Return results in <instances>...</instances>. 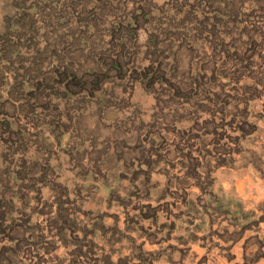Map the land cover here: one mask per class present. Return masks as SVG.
Returning <instances> with one entry per match:
<instances>
[{"label": "rangeland", "instance_id": "obj_1", "mask_svg": "<svg viewBox=\"0 0 264 264\" xmlns=\"http://www.w3.org/2000/svg\"><path fill=\"white\" fill-rule=\"evenodd\" d=\"M0 200V264H264V0H0Z\"/></svg>", "mask_w": 264, "mask_h": 264}, {"label": "trees", "instance_id": "obj_2", "mask_svg": "<svg viewBox=\"0 0 264 264\" xmlns=\"http://www.w3.org/2000/svg\"><path fill=\"white\" fill-rule=\"evenodd\" d=\"M37 55H38V51H34V55H32V61H35L36 60V62H37V60H38L37 59V57H38ZM69 67L70 66L68 65V69H69ZM31 70L33 71V73L31 72ZM35 71H37V72H35ZM70 72L72 73L73 76H76L75 75V72H73L72 69L70 70ZM38 75H39L38 74V69H35V66H32V68L30 70L28 69L27 72H26V74H23V76L26 78L25 81H28L31 84L36 83L33 80L37 79ZM37 82H38V80H37ZM38 85H40L41 88H36L35 90H38V92L40 93L39 97L42 98L44 96V92H43V90H41L42 87L44 86L45 88H51V83L50 82H47L45 80L44 82H41ZM38 85H37V87H38ZM35 90H33L32 92H37ZM6 186H7L6 188H8V185H6ZM7 193H8V189L7 190L5 189V191L3 192V195L1 196L2 197V200H3V196H7ZM2 200H0V201H2ZM0 220H3V218L0 219ZM0 225H1V223H0Z\"/></svg>", "mask_w": 264, "mask_h": 264}]
</instances>
